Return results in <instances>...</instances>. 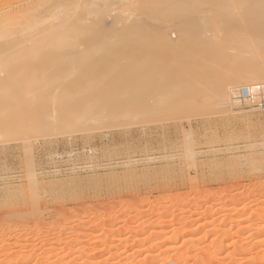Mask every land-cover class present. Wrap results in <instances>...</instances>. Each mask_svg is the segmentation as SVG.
Listing matches in <instances>:
<instances>
[{
    "label": "rangeland",
    "instance_id": "1",
    "mask_svg": "<svg viewBox=\"0 0 264 264\" xmlns=\"http://www.w3.org/2000/svg\"><path fill=\"white\" fill-rule=\"evenodd\" d=\"M54 1L0 0L1 41L29 38L34 28L24 29L25 20L36 5L44 23L57 22ZM117 1L91 14L104 17L91 27H106L113 38L99 43L102 55L88 63L96 75L71 69L35 79L52 77L48 112L58 120L44 117L45 101L29 106L27 94L17 106L36 107L38 127L12 107L0 109V264H264V107L240 105L232 98L239 93L231 94L258 84L264 100V78L237 82L239 51L205 44L191 52L197 65L166 57L180 81L167 86L169 111L153 110L149 29L167 26L162 18L127 24L139 14L135 0ZM178 26L166 29L174 39ZM235 36L215 40L229 44ZM115 39L119 49L111 48ZM89 47L81 43L80 54ZM251 58L264 75V49ZM144 198L150 202L141 206ZM148 218L157 221L145 228ZM186 223L193 224L189 234Z\"/></svg>",
    "mask_w": 264,
    "mask_h": 264
},
{
    "label": "bare ground",
    "instance_id": "2",
    "mask_svg": "<svg viewBox=\"0 0 264 264\" xmlns=\"http://www.w3.org/2000/svg\"><path fill=\"white\" fill-rule=\"evenodd\" d=\"M210 1L213 4L210 6L206 5V2L208 3ZM116 2L118 1L55 0L52 4V11L55 10V13H60L61 16L59 18L57 17V22L55 20H49L47 23H44L46 15L41 14L42 6L36 5V7L34 6L33 8L28 9L27 12L29 15L26 18L27 20H25L26 25H24V29L34 28V31L30 34L29 38L27 35L26 39H18L16 36H11L4 42H2L0 38V73L3 75L2 78H0V109L4 110V108L12 107V111L10 112H17L20 117H23L22 119H28L27 121L36 128V126L43 121L42 118L34 115V109L36 107H29L31 109L25 111L17 106L20 96L27 94L28 97L25 95L23 98L29 106H34L36 103L41 104L45 101V104L42 105L45 106L47 115L45 114L44 117L48 116L47 118L50 120L52 113L48 112L49 94L47 92H50V89H52V77L44 82L35 79L43 74H49L52 76V72L55 76H67L74 72L71 69H76V72H89L90 74L96 75L97 73L90 69L89 64L91 63V57H100L102 55V50H98V44L106 38H111L112 40L113 38L108 34L109 32L106 27H91V25H94L91 22H100L101 20H104V17L92 20L91 14L96 12H102L105 14L107 13V9L113 6ZM71 9L77 11L76 16L74 15L72 17V15H68L67 12L70 10L71 13ZM133 9L138 11L140 15L145 14L146 16L144 18L137 17L139 16L138 14L135 18L133 17V19L126 18V23L129 25L137 26L144 21L159 20L161 18V21L164 22L167 27L169 25L171 27L174 24L179 25L177 28L178 30L175 32L177 33L175 34L177 35V37L175 36L177 42L172 36L173 33H170L169 30H167L168 32L166 31V29H169L167 27L164 30V28L152 29L150 26L151 28L149 29V39L151 43L153 42L155 44L154 46L151 44V47L148 50L149 65L151 67L146 76H149L147 82L149 83L148 101H151L150 107H152L153 110H156L159 107L162 110L171 107L170 105L166 106L168 102L167 86L172 87L175 82L180 81L174 79H178L179 77H175L174 74V76L172 75V70L171 68L169 69V61L172 62L175 60V57L182 55L180 60L184 61L185 64L190 60V65H197L196 63H192V59H189L191 58L190 56L194 57L197 53L195 52V54L193 53L194 55H191V52L198 50V48L207 49L206 47H201L205 44H215L218 41L223 51L229 47L235 48L239 51L240 56L235 54V57H240L238 59H240L242 71L237 74V82H253L264 78L263 71L260 69V64L257 62L255 63L251 58L259 48L264 49V3L261 0H135ZM207 22H213L215 25L205 26ZM164 23L163 25L165 27ZM85 30H88L87 33ZM169 33L172 37L168 36ZM220 33H223L226 37L236 35V38H234L233 42L229 44L222 41L224 40L222 37L215 40ZM172 38L176 42L173 46L176 45L175 47L178 48L176 51H174L175 47L172 48V45L170 44L173 40ZM130 39L131 37L129 36V40ZM117 41L118 40L115 39V41L112 42V44H114L111 47L112 49L120 48L119 42ZM125 41L124 38V42ZM81 43L90 46L88 55L80 54L78 47ZM165 45L171 47H165ZM170 49H173V52L167 54ZM122 51L123 55L126 56L127 52L125 50ZM167 56L174 60H171L169 57V61L165 60L167 59ZM183 57L184 59H182ZM161 58H163V60ZM52 59H58V61L54 63ZM160 59L161 61H159ZM185 64L184 68H187ZM133 67L134 62H132V68ZM193 68L198 67L193 66ZM193 68H191V70L195 71ZM191 70L189 69L188 71L191 72ZM180 71L185 73L186 69L183 71L181 69ZM186 73L184 75L188 74ZM195 73L197 72L195 71ZM192 74L193 73H191V76ZM188 76H190V74H188ZM99 85L100 84H98V86ZM92 86V84L89 85V87ZM259 87L261 88V86L256 84L253 86H246L240 90H238L239 88H234L231 94H239L232 98L240 105L245 106V104L250 103L259 106L258 109L263 108L264 100L260 101L257 98L258 90H260ZM39 93H41L40 96L36 97ZM223 93H226V91ZM228 93L230 92L228 91ZM228 95L226 97H228ZM223 97L219 98L223 99ZM224 100L226 101L227 99ZM228 100H230V98H228ZM164 102L165 105L161 104L162 107L159 106L160 103ZM190 102L188 103L190 104ZM154 106H156V109ZM164 106L165 108L163 109ZM253 108L255 107L253 106ZM162 110H159L158 113ZM167 111H169V109ZM153 112L151 113V116L154 115ZM8 114L10 113L8 112ZM13 115L14 117L16 116L15 113ZM3 116L4 114L2 111L0 112V122H2ZM9 116L10 115H8V117ZM8 117H6L7 119L5 120L3 119L4 123L5 121H10L8 120ZM51 118V120H58L59 117L58 115L54 117L52 115ZM154 118H156V114ZM30 124L28 125L30 126ZM149 202L148 199L144 198L140 204L141 206H146ZM156 221L157 220L148 218L145 221V228L151 227V225L153 226L156 224ZM186 224L187 230L184 229V234H189V232H191L189 231L191 229L190 227L193 224ZM175 261H181L180 256L176 258Z\"/></svg>",
    "mask_w": 264,
    "mask_h": 264
}]
</instances>
